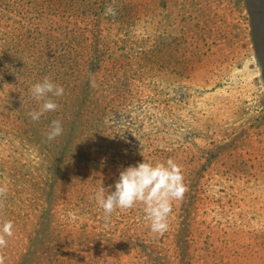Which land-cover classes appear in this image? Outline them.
I'll return each instance as SVG.
<instances>
[{"label": "rangeland", "instance_id": "rangeland-1", "mask_svg": "<svg viewBox=\"0 0 264 264\" xmlns=\"http://www.w3.org/2000/svg\"><path fill=\"white\" fill-rule=\"evenodd\" d=\"M168 159L163 236L143 205L105 219L100 186ZM0 186L5 264H264V0H0Z\"/></svg>", "mask_w": 264, "mask_h": 264}, {"label": "clouds", "instance_id": "clouds-1", "mask_svg": "<svg viewBox=\"0 0 264 264\" xmlns=\"http://www.w3.org/2000/svg\"><path fill=\"white\" fill-rule=\"evenodd\" d=\"M110 5L105 9L106 15L114 14ZM90 86L97 88L94 78L90 79ZM64 88L44 77L41 82L33 84L30 88L32 99L37 101L39 107L28 112L33 122L48 112L57 111L59 105L53 99L64 95ZM63 127L60 120H53L47 133L49 141L62 135ZM115 190L105 193L101 187L96 191L94 199L102 208L105 219L117 210H130L143 205L144 213L150 221V231L156 236H163L170 228L169 217L172 213L173 202H180L188 191L184 182V175L179 164L172 159L158 162L155 165L143 162L135 166H128L119 172V179L114 185ZM7 192V186H0V198ZM3 201L0 199V207ZM14 225L10 220L4 221L0 226V250L7 247L9 238L14 235ZM5 256L0 252V264H5Z\"/></svg>", "mask_w": 264, "mask_h": 264}]
</instances>
